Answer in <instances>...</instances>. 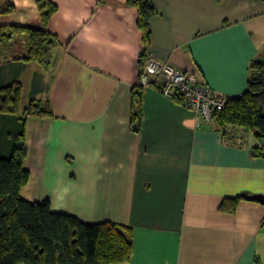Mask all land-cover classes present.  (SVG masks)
I'll use <instances>...</instances> for the list:
<instances>
[{
  "label": "crops",
  "instance_id": "0c3cea01",
  "mask_svg": "<svg viewBox=\"0 0 264 264\" xmlns=\"http://www.w3.org/2000/svg\"><path fill=\"white\" fill-rule=\"evenodd\" d=\"M55 36L48 66L12 60L21 38L0 47V87L22 86V106L48 102L51 117L0 115V158L20 138L29 173L21 197L85 224L133 232L125 264H264V156L252 132H221L180 101L142 86L139 129L132 92L141 86L136 10L127 0H50ZM3 26H39L34 0H0ZM148 55L195 74L215 94L247 89L264 60L263 0H152ZM6 59V60H4ZM260 196L263 201L249 200ZM240 198L233 213L219 210Z\"/></svg>",
  "mask_w": 264,
  "mask_h": 264
},
{
  "label": "trees",
  "instance_id": "16d2710c",
  "mask_svg": "<svg viewBox=\"0 0 264 264\" xmlns=\"http://www.w3.org/2000/svg\"><path fill=\"white\" fill-rule=\"evenodd\" d=\"M39 11V26L0 27V47L21 38L24 53L12 60L48 66L55 36L47 30L49 19L57 11L50 0H34ZM264 1V0H263ZM136 10V26L142 49L138 58L139 75L148 58L151 20L158 14L152 0H127ZM15 11L12 3L0 4V16ZM6 60V59H4ZM1 62V60H0ZM142 86L132 92V122L139 129ZM179 101L178 99H176ZM51 117L48 102L30 100L22 106V86L12 82L0 87V115ZM224 133L227 125L252 132L264 143V60L252 59L248 66L246 91L227 98L222 110L212 119ZM8 158H0V264H125L131 259L132 229L112 222L85 224L77 218L51 212L48 202H28L21 195L29 173L23 162L27 151L20 140ZM253 155L264 156L260 148ZM240 198L224 200L219 210L233 213Z\"/></svg>",
  "mask_w": 264,
  "mask_h": 264
},
{
  "label": "built area",
  "instance_id": "2783aa9c",
  "mask_svg": "<svg viewBox=\"0 0 264 264\" xmlns=\"http://www.w3.org/2000/svg\"><path fill=\"white\" fill-rule=\"evenodd\" d=\"M149 77L161 79L159 91L162 95L178 99L185 107L192 109L202 120L210 121L215 111L222 110L227 98L215 94L195 74L182 71L169 62H161L148 56L144 69L139 75L141 86L149 85ZM237 127L227 125L224 131L234 135ZM258 148L264 152V143L259 141Z\"/></svg>",
  "mask_w": 264,
  "mask_h": 264
},
{
  "label": "water",
  "instance_id": "95a60500",
  "mask_svg": "<svg viewBox=\"0 0 264 264\" xmlns=\"http://www.w3.org/2000/svg\"><path fill=\"white\" fill-rule=\"evenodd\" d=\"M247 199L249 200H258V201H263L262 197L260 196H248Z\"/></svg>",
  "mask_w": 264,
  "mask_h": 264
}]
</instances>
